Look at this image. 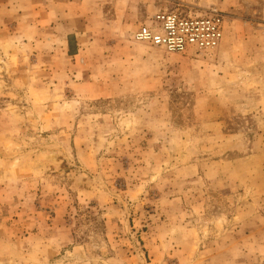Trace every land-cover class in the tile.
Listing matches in <instances>:
<instances>
[{"label": "rangeland", "instance_id": "rangeland-1", "mask_svg": "<svg viewBox=\"0 0 264 264\" xmlns=\"http://www.w3.org/2000/svg\"><path fill=\"white\" fill-rule=\"evenodd\" d=\"M0 264H264V0H0Z\"/></svg>", "mask_w": 264, "mask_h": 264}, {"label": "built area", "instance_id": "built-area-1", "mask_svg": "<svg viewBox=\"0 0 264 264\" xmlns=\"http://www.w3.org/2000/svg\"><path fill=\"white\" fill-rule=\"evenodd\" d=\"M227 17L216 7L195 10L177 4L154 12L139 26L134 39L172 53L215 51L223 42Z\"/></svg>", "mask_w": 264, "mask_h": 264}, {"label": "crops", "instance_id": "crops-1", "mask_svg": "<svg viewBox=\"0 0 264 264\" xmlns=\"http://www.w3.org/2000/svg\"><path fill=\"white\" fill-rule=\"evenodd\" d=\"M225 30H226V28H225ZM224 40H225V35H224V39H223V42H222V44H221L220 47H222V45L224 44ZM220 47H219V48H220ZM219 48H218V49H219Z\"/></svg>", "mask_w": 264, "mask_h": 264}]
</instances>
